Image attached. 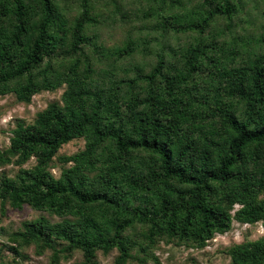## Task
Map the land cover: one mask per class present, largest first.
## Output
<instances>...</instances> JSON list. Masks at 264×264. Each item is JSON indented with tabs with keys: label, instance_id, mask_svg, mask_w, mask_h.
<instances>
[{
	"label": "trees",
	"instance_id": "16d2710c",
	"mask_svg": "<svg viewBox=\"0 0 264 264\" xmlns=\"http://www.w3.org/2000/svg\"><path fill=\"white\" fill-rule=\"evenodd\" d=\"M249 3L0 0V97L64 89L0 149L18 167L0 178L1 214L60 218L23 221L15 257L34 244L48 264L114 250L112 264H146L161 242L203 249L235 220L264 226V30L244 34ZM111 27L123 43L104 42ZM75 139L84 147L59 154ZM226 251L264 264V234Z\"/></svg>",
	"mask_w": 264,
	"mask_h": 264
},
{
	"label": "rangeland",
	"instance_id": "374dc122",
	"mask_svg": "<svg viewBox=\"0 0 264 264\" xmlns=\"http://www.w3.org/2000/svg\"><path fill=\"white\" fill-rule=\"evenodd\" d=\"M259 7L253 8L251 3L247 6V17L250 18V22H241V27H247V32L244 34L253 35L260 30H264V0H257ZM263 13V14H262ZM260 15L259 17H257ZM262 15V16H261ZM239 18L243 19V15ZM255 22V23H253ZM258 25V26H257ZM243 31L237 33V37H242ZM104 42L108 46L123 43L125 37L123 30L118 27L106 28L102 32ZM146 63H150L152 58L150 55L143 56ZM138 55L136 59L138 61L144 59ZM64 89H58L56 91H42L34 95L31 103L19 102L15 94L6 95L0 97V149H5L10 145L12 131L17 125L18 120H24L26 123L34 121L37 113L43 110L49 102L53 100H60ZM84 147L83 139H75L65 144L59 151V154H72ZM35 163V159H31L27 163V166H31ZM60 163L57 162V166L53 168V172L56 176L60 175ZM18 171V167L13 164L0 165V178L3 173L8 175H15ZM1 208V204H0ZM41 214L48 213L43 211H37L29 205H25L23 208H13L10 204H7V209L4 215L1 214L0 209V264L3 260L5 262H11V264H17L13 261L16 259L19 264H48L51 260V250H46L43 254H37L36 245L21 249L22 256L15 257L14 253L8 249V245L11 244L8 241V235L14 230L22 228V222L25 220H31L38 217ZM52 220H60L57 216L48 215ZM264 234V226L262 222L256 224H246L238 221L233 222V227L230 231L224 234H216L215 237L209 242V245L203 249L191 248L186 246H179L175 244H166L161 242L158 246L152 250L153 254H150L146 264H231V257L226 251L228 247L234 243L243 242L245 240H252L261 237ZM117 254V250L105 255L102 252L98 253V264H112L114 257ZM143 254V253H142ZM141 254V255H142ZM156 256L157 261L152 256ZM83 255L81 251H76L69 259L63 258L60 264H80ZM129 264H139L138 262Z\"/></svg>",
	"mask_w": 264,
	"mask_h": 264
}]
</instances>
